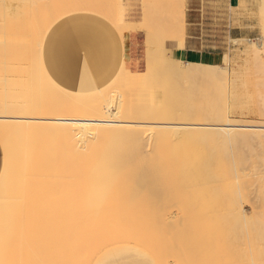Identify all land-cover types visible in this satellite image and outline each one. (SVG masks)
<instances>
[{
    "label": "bare ground",
    "instance_id": "6f19581e",
    "mask_svg": "<svg viewBox=\"0 0 264 264\" xmlns=\"http://www.w3.org/2000/svg\"><path fill=\"white\" fill-rule=\"evenodd\" d=\"M143 1L141 17L127 19L125 0H0V35H19L0 41V264H92L122 242L163 264H264V207L240 205L264 172L249 168L264 166V123L228 116L247 56L221 54L229 76L213 59L167 61L186 34L187 0ZM232 2L234 14L264 18V0ZM134 30L161 44L142 70L122 57ZM235 41L262 56L257 37ZM207 94L200 121L184 116ZM257 182L263 205L264 173ZM173 204L186 213L167 216Z\"/></svg>",
    "mask_w": 264,
    "mask_h": 264
},
{
    "label": "rangeland",
    "instance_id": "374dc122",
    "mask_svg": "<svg viewBox=\"0 0 264 264\" xmlns=\"http://www.w3.org/2000/svg\"><path fill=\"white\" fill-rule=\"evenodd\" d=\"M125 1H126V5H127L126 18L127 19H131L133 17H136V18L141 17V13H142V10H143L144 4H145L144 1L143 0H125ZM232 3L233 2L231 0H225L224 3H221V4H218V1L217 0H206L205 3H204L205 9L209 10V14L211 16H213V17H211L210 21L213 20L214 22H217V17H216L217 16V11H218L219 15L224 14V16H225V18H224V28H225V32L227 33V35H226V45H225V51L224 52L229 53L231 51L237 50V51H240L243 55H246L247 56V60H248V61L247 60H244V59L239 60L241 62V65L239 66V69L242 72V76H241V79L238 81V88H237V96L238 97H237V100L234 101L233 105L231 104V101H229L230 107L228 108V116L231 119H236V120H239V121H249V122H256V123H264V86H263L264 83L262 82L264 80V73H263L264 72V67H263V64H264V62H263L264 61L263 60L264 59V46H263L262 51H260L262 56L258 58L256 56H254V54H252L255 51L251 48V45L250 44H248L247 42L246 43H241V42L235 41V38L238 37V35L239 36L240 35H244V36H248V37L250 36V37H253V38L257 37V39H258L259 42H264V18H263V14H261L262 12H259V11H256V12H253V11H244L243 12V11H241L239 13L240 15L239 14H236V13L234 14L233 13L234 7L231 9V7L234 6V3L233 4ZM231 4H232V6H231ZM191 5H192V3H189L188 0H187V11L188 12H191V10H192V6ZM178 12L180 13L181 11H178ZM179 13H177L178 14L177 16L178 17L179 16L181 17V15H179ZM96 14L99 15V16H103V15H100L98 13H96ZM180 14L183 15L182 12ZM236 18H238V19H236ZM169 29L171 30V27ZM229 29H232V34L229 33ZM241 29L243 30L242 32L241 31H238V30H241ZM166 30L168 32V28ZM173 30H171V31H173ZM183 32L185 34V31H183ZM9 33L7 35L6 34L0 35V41H2L1 40L2 37L6 38V39H12V38L14 39L15 38L16 41L19 39V37H17L19 35H14V34H12V32L10 34ZM147 33L148 32H146V35H147ZM168 33L170 34V32H168ZM168 33L165 34V35L166 36L169 35ZM33 34L35 35V33H33ZM171 34L174 35L175 32L174 33L172 32ZM180 35L183 36V37H181ZM180 35H179L180 36L179 37L180 40L177 41V42H180V44L178 45L177 42L175 44H177L180 47H184L185 46V36H186V34L183 35V33L181 32ZM35 37H36V39H35ZM35 37H34V39L36 41L37 40V35H35ZM30 38H31L30 39L31 40V44L35 43V41L33 40V35L32 34H30ZM48 38H49V34H48V36L46 38V41H45V52L48 51V48H47V46H48L47 45ZM146 39H147V42H146V44H147V54H148V49L150 47H154V46H156L158 48L161 47V44H160V42H158V38H156V36H152V35L151 36H147ZM148 39H152V41L149 42ZM32 40H33V43H32ZM36 42H38V41H36ZM174 42H172L173 45H175ZM19 43H21V42H19ZM0 47H1V45H0ZM5 48H4V46L1 47L0 48V53L3 54V53H5V51L7 53V49L5 50ZM247 52H250L249 55H248ZM163 53H164L163 54V56H164L163 58H165L169 62H177V61H180V63L182 64V66H186L188 64L186 62L187 60H184L182 58L176 59L178 56L177 57H174L176 55L173 56V54H171V51L169 49L164 50ZM174 54H177V53L174 51ZM250 54H252V55H250ZM254 57L258 58V60L256 58L254 59ZM261 58H263L262 59L263 61L261 60ZM258 61H259V64H257ZM46 62H47V57H46ZM224 62L225 61H223V59H222V62L219 61V62L216 63V66L218 65V67H219L218 71L221 70L220 74L222 72L225 73L226 75H227V72H228V74H230V69L227 72L224 69V65L226 63V62L225 63ZM242 62H244V65L242 64ZM254 62L258 66L255 65V64L252 65ZM262 62H263V64H262ZM260 63L262 65H260ZM254 66L255 67L257 66L256 67V69H257L256 74L259 75L258 77H257V75L254 72L255 71V67ZM15 67L18 68L17 66H15ZM48 69L50 70L49 72L53 76V78L56 79L55 76H54V74H53V72H51V69H50L49 66H48ZM258 70L259 71H262L263 70L261 72V75H260V72H258ZM34 72H35V69H34ZM227 76H229V75H227ZM245 77H246V79H245ZM250 77H251L252 80L250 79ZM253 79H255V80H253ZM219 80L221 81V78H219ZM190 82L191 83L192 82L194 83V81H190ZM249 82H251V83L253 82V84H256L257 88L259 87L258 85L260 84L259 89L257 90V88L254 87L255 85H253L251 83L249 84ZM186 84H188V81H187ZM253 87H254V89H253ZM261 88L263 90H261ZM260 91H262V92H260ZM212 94L213 93H210L209 96L207 94V95L201 97L202 99H199L198 101L200 102L202 100V104L200 105L201 102L200 103L198 102V104L196 102V105L195 106H197V105L202 106L203 104L205 105V103L207 104V102H209ZM207 96H208V98L210 97L209 100H207V98H206ZM185 98H187V97H186L185 94H183V99H185ZM203 99L204 100L206 99V102H204ZM240 102H241V104H240ZM190 105L191 104H184L180 108V110L184 114V116L190 117V119H192V121L195 118L197 119L195 121H198L199 120L198 118L200 117V115H199L200 113H198V111H200L199 106H197L198 108L194 106L195 107L194 108L192 106L189 107ZM239 105H241V107ZM188 108H190V109L188 110ZM1 109H2V112H1ZM3 109H4L3 103H2V101H0V114L4 113L3 112ZM184 109H185L186 114H185V112H183ZM193 109H195L196 112ZM196 113H198V116H195V115H197ZM190 114H192V115H190ZM177 120L178 119H176L175 121H177ZM179 120L180 121H183L184 119H179ZM180 124H182V123H180ZM263 128H264V126H263ZM254 141L257 143L258 139H254ZM258 143H259V141H258ZM258 143L255 146L256 151H258L257 154L262 152L261 145H259ZM252 158H259V156L258 155L257 156L256 155H253ZM249 168L254 170L252 172V170L248 169V170L251 171L250 173H255L256 170L258 172L259 171H264V166L262 164H260V163H258V164L257 163L256 164H250ZM262 173H264V172H260V173L254 174L255 175V176L253 175L254 177L252 176L251 182L253 184L251 185V182H250L249 183V186L247 188L248 190H246V192L248 194V198L243 199V201L241 200L243 204H240V205L246 206L247 209H248V211L250 213L254 210V209H252L253 206H254V208H256L255 205H257V208L258 209L260 208V210H261L262 207H264L263 206L264 204L262 205V203H263L262 200L259 197L257 198V196L255 195V192H251V190L253 191L254 188H255V190H260L259 187H255V186H259L258 185V182H257V178H258V175H261ZM256 176H257V178H256ZM253 178H256V179H254V181L256 180L255 182L253 181ZM254 195H255V197H254ZM253 198H255V200H258V201H255ZM173 205H171L166 210L165 213H166L167 216H175V215H178V214L179 215H183L184 213H186L183 210H181V208L178 207L176 204L174 206ZM123 212L124 211H120V212H118L116 214L117 215H122V214L127 213V212H125V213H123ZM181 212H182V214H181ZM229 242H230V244H229ZM226 244L227 245H231L232 244V246L238 245V243L237 244L236 243H233L231 240L228 241V242H226ZM239 245H238V250L242 249V247H240ZM1 257H3V259L5 258L6 260H11L10 258L8 259L4 254H2ZM5 259H4V261H5ZM135 259L137 260V263H134L133 262V260H135ZM173 259L174 258H172V257L170 258L169 257V262L171 261L169 264H178V262L175 259L174 260ZM14 261H16V260H14ZM145 261H146V256L143 255V254H137V253H130L129 254V253H127V254L115 255L113 257H110V260H109L108 264H145ZM7 262H5V263H7Z\"/></svg>",
    "mask_w": 264,
    "mask_h": 264
},
{
    "label": "crops",
    "instance_id": "0c3cea01",
    "mask_svg": "<svg viewBox=\"0 0 264 264\" xmlns=\"http://www.w3.org/2000/svg\"><path fill=\"white\" fill-rule=\"evenodd\" d=\"M205 1L188 0L189 3H192V10L191 12L187 11L185 46L177 49V56L184 60H194L196 58L195 60L211 61L213 59V62H219L221 61V54L225 51L227 35L224 28L225 16L224 14L219 15L217 11V22L210 21L213 16L209 14V10L205 9ZM238 31L242 32L243 30ZM229 33L232 34V29H229ZM146 38L147 35L144 31L125 32L122 57L126 65L133 70H142L146 66ZM3 164L4 150L0 142V173ZM127 253L145 255V264H163L152 250L133 242L117 243L105 248L95 257L92 264H108L110 257ZM133 262L137 263V260L135 259Z\"/></svg>",
    "mask_w": 264,
    "mask_h": 264
}]
</instances>
